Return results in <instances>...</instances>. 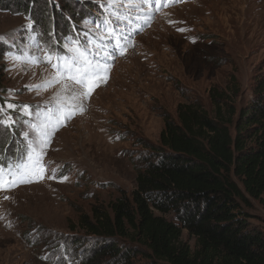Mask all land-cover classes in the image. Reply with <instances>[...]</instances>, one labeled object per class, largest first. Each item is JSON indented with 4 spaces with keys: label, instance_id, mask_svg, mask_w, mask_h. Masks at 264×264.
<instances>
[{
    "label": "rangeland",
    "instance_id": "374dc122",
    "mask_svg": "<svg viewBox=\"0 0 264 264\" xmlns=\"http://www.w3.org/2000/svg\"><path fill=\"white\" fill-rule=\"evenodd\" d=\"M18 1L11 0L7 11L0 2V120L16 121L0 126V142L15 132L29 145L34 133L26 121L39 120L21 107L28 105L42 119L60 97L79 89L70 80L43 87L57 76L53 51L70 56L64 46L78 40L89 48L104 45L113 55L106 82L84 102L82 114L55 131L31 182L8 187L11 177L3 171L0 264H84L95 240L80 216L136 188L135 165L148 153L145 145L159 144L165 116L177 118V107L188 102L214 114L213 88L224 91L236 108L234 122L241 109L264 105L258 88L264 83V0H182L167 7L160 0L158 10L141 0ZM53 1L72 7L77 24L68 26L70 15L67 22L55 14L58 25L48 33L43 16ZM105 19L117 36L127 38L123 54L115 38H100ZM246 198L239 203L249 227L264 232V206ZM182 240L195 248L188 230Z\"/></svg>",
    "mask_w": 264,
    "mask_h": 264
},
{
    "label": "trees",
    "instance_id": "16d2710c",
    "mask_svg": "<svg viewBox=\"0 0 264 264\" xmlns=\"http://www.w3.org/2000/svg\"><path fill=\"white\" fill-rule=\"evenodd\" d=\"M52 3L43 16L48 33L58 25L55 14L77 24L72 7ZM258 88L264 96V83ZM210 97L214 114L188 102L177 118L165 116L159 144L145 145L150 152L135 165L131 193L80 216L95 240L84 264H264V232L249 227L239 203L247 194L264 206V105L241 109L234 122L237 110L224 91L213 88ZM29 151L13 132L0 142V167L19 173L15 166L28 164ZM184 230L195 248L182 240Z\"/></svg>",
    "mask_w": 264,
    "mask_h": 264
},
{
    "label": "snow or ice",
    "instance_id": "6c2138e0",
    "mask_svg": "<svg viewBox=\"0 0 264 264\" xmlns=\"http://www.w3.org/2000/svg\"><path fill=\"white\" fill-rule=\"evenodd\" d=\"M182 2V0H163L164 6H169V3ZM141 3L148 4L149 6H155L157 10L160 6V0H141ZM119 6V5H117ZM140 7V5H136ZM117 15V19H119ZM139 18V17H137ZM105 32L101 34L102 40H116V48L121 49V54L127 47V38L121 33L116 35V30L111 26L109 20H104ZM31 27V25H29ZM97 28L100 24L97 23ZM185 29H178V31H184ZM4 38L0 37V42H3ZM122 41H125L122 43ZM89 44L92 41L88 42ZM70 56L62 55L59 52H55L56 63L52 64L53 68L57 69V76L43 85L45 89L53 86L54 84L61 83L62 80H70L75 85L79 86V89H73L71 95H65L57 100L55 106L51 110H45L44 117L41 119L37 113L29 111V106L24 105L21 107V111L26 116H36L39 123L26 121L29 127L34 133V139L29 141V153H26L27 160L31 161V164L20 163L15 167L19 169V173L9 168L8 175L11 177L8 182V187H16L18 183L31 182L28 177L35 174L36 170L42 165V157L45 154L43 149L50 143L52 135L63 126L66 121L71 120L75 115L82 114L85 111V101L91 97L92 92L100 83H105V72L108 70L107 59L113 53H109L104 45L97 44L94 48H89L88 45L82 44L78 40L72 41V46L65 45ZM43 59V58H41ZM48 62L53 60V55L46 57ZM36 87H40L39 85ZM65 91H69L67 85H65ZM59 95V94H58ZM8 108H16L17 105L11 103L7 104ZM3 107H0V112H3ZM16 121L0 120V126H11ZM24 135L29 136V132L25 131ZM64 179H67L65 177ZM3 168L0 167V183H3ZM7 198V197H6Z\"/></svg>",
    "mask_w": 264,
    "mask_h": 264
}]
</instances>
